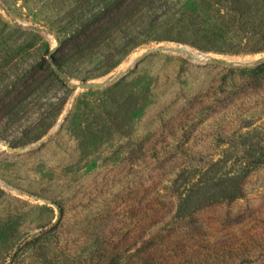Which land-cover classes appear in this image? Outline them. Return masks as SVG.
<instances>
[{"label": "rangeland", "instance_id": "1", "mask_svg": "<svg viewBox=\"0 0 264 264\" xmlns=\"http://www.w3.org/2000/svg\"><path fill=\"white\" fill-rule=\"evenodd\" d=\"M260 60L264 0H0V264L127 258L185 166L243 184L195 215L202 264H264Z\"/></svg>", "mask_w": 264, "mask_h": 264}, {"label": "trees", "instance_id": "2", "mask_svg": "<svg viewBox=\"0 0 264 264\" xmlns=\"http://www.w3.org/2000/svg\"><path fill=\"white\" fill-rule=\"evenodd\" d=\"M232 71L238 75L242 85L251 88H264V60ZM258 157L254 163L261 161L260 159L264 161V153H259ZM185 167L186 169L179 170L178 178L166 185L163 188L164 193L159 195L163 199V203L167 199L172 200V208L162 210L160 214L158 213L157 218L153 215L148 217L146 221V224L149 225L147 236L141 240L143 246L136 249V252L131 253L127 258H120V250H117L115 254L107 250L109 256L106 257V253L101 255L100 258L104 261L101 264H202L203 262L207 263L212 254L225 257L226 254L221 256L220 253H226V250L213 252L208 249L205 251V247L201 246L197 236L191 234L193 233L192 226L195 215L203 207L225 201L233 203L241 198L243 184L237 179L230 180L224 176L215 181L216 174L211 173L210 169L201 175V170L198 173V166ZM247 170L245 169V173ZM185 171L187 175H185ZM180 177L184 178L180 179ZM172 224L180 225L181 228H178L180 230L168 229L167 226ZM101 249L103 250L102 247ZM104 249L106 250V248ZM229 254L233 264H241L236 262L238 255Z\"/></svg>", "mask_w": 264, "mask_h": 264}, {"label": "water", "instance_id": "3", "mask_svg": "<svg viewBox=\"0 0 264 264\" xmlns=\"http://www.w3.org/2000/svg\"><path fill=\"white\" fill-rule=\"evenodd\" d=\"M159 50H163V51H164V50H165V51H176V52L181 51L180 48H173V47H165V46H164V47H162V48H151V49L147 50L146 54L154 53V52H157V51H159ZM49 61H50V63H51L53 66L57 67L56 62H55L54 59H53V53H52V52L49 53ZM225 63L229 64L230 62L226 61ZM57 70H58V73L60 74V76L64 77L63 73H62L59 69H57ZM103 83H104V82H101V83H99V84H97V85L100 87V86L103 85ZM79 86H80L81 88H93V87L95 86V84L81 83V84H79ZM8 149L11 150V151H13L10 147H8Z\"/></svg>", "mask_w": 264, "mask_h": 264}, {"label": "bare ground", "instance_id": "4", "mask_svg": "<svg viewBox=\"0 0 264 264\" xmlns=\"http://www.w3.org/2000/svg\"><path fill=\"white\" fill-rule=\"evenodd\" d=\"M192 54H193V53H192ZM192 56H193V55H192ZM199 56H200V54H199ZM199 56H198V57H199Z\"/></svg>", "mask_w": 264, "mask_h": 264}]
</instances>
